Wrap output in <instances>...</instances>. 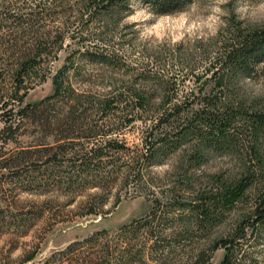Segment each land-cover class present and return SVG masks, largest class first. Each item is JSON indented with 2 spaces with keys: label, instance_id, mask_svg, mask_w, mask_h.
<instances>
[{
  "label": "trees",
  "instance_id": "obj_1",
  "mask_svg": "<svg viewBox=\"0 0 264 264\" xmlns=\"http://www.w3.org/2000/svg\"><path fill=\"white\" fill-rule=\"evenodd\" d=\"M74 2L76 3L71 6L63 0H31L24 9L28 10L25 20L14 18L9 15V8L0 7V32L4 28V22L15 23V28L23 27V23L33 22L29 27L34 29L30 43L19 46L14 51L12 47L4 50L9 67L3 70V74L0 73V80L5 75L15 86L8 100L17 106L14 113L18 120L27 121L34 128L40 126L45 130L47 147L42 152L44 163L49 169L46 183L48 190L55 194H66L69 198L68 204H71L77 197L79 188L85 186L100 189L104 183H111L112 186L120 184L139 190L146 186L152 197L150 212L145 216V221L137 220L124 225L118 230L120 234H115L122 249L116 264H131L136 256L140 261L153 260L155 264H174L173 250L164 244L159 245L156 241L152 244L147 242L148 238L157 239L160 236L159 225L153 226L155 220L161 223L170 213H187L189 217L186 218L185 226L171 227L168 235L180 231L206 233L211 230L214 222H222L224 214L230 212L242 197L247 196L254 203L248 217L227 224L222 237L191 248L185 259L178 264H208L211 254L220 248L225 251L221 264H250L251 259L245 253L243 244L247 242L248 230L250 237L256 239V236L261 237L259 229L264 227V155L260 144L250 146L247 150L236 147L234 137L240 127L256 140L264 132V108L248 107L244 102L234 100L218 104L212 99L186 105L184 102H174L168 96L153 98L143 90L128 99L108 97L100 93H95L91 98L89 93L77 89L68 81V73L74 70L77 54L93 66L129 68L117 55V48L124 46L127 35L120 33L116 44L111 32L116 31L118 23L130 15L131 8L129 0ZM141 2L145 7H150L152 13L163 15L183 9L191 0ZM47 18L52 20V24L63 26V30L56 33L49 30L39 31L44 27L43 23ZM74 27L77 28L76 32L71 31ZM129 28L132 25H125L122 29ZM66 40L75 41L79 47L66 57L65 63L51 76V95L40 102L23 105L25 93L20 92L26 91L25 81L31 78V72L34 73L41 67L48 68L50 72V64L56 60ZM220 47H217L214 56L207 55L210 60L207 72L210 71L212 77H218L214 84L216 87L228 88L229 82H224V79L250 78L258 68H264V28L244 34L236 31V35L224 41ZM152 60L150 57L148 63L152 64ZM147 69L149 67L135 74L133 81L139 80L145 84L163 87L172 84L171 74L166 79L159 72H149ZM41 80H45V76ZM3 98L4 95L1 105L6 108L7 103ZM11 110L12 108L9 112ZM104 118L114 124L120 120L124 126H131L136 120H140L143 124L140 133L141 148L133 152L114 138L106 140L105 137L116 134V129H109L107 124L100 127L98 122ZM18 127L19 125L5 126L0 130V135H14ZM193 137L197 139V144H191ZM186 142L190 146L182 147ZM254 142L256 141L252 140V144ZM209 152L234 156V159L225 173L216 174L209 179L208 187H201L205 184L200 182V176L194 179L195 173L192 169L201 168ZM19 154L15 163H0V169L11 168L20 163L26 158L23 155L27 152ZM177 154L178 162L173 171L167 174L170 180L173 179L171 186L165 191L159 190L162 193L155 191L153 180L148 175L149 169L164 164L166 159ZM119 156L125 157L122 164L118 163ZM110 163L112 168L106 175V168ZM113 172L114 177H110ZM10 182L11 180H0V185ZM194 182L200 186L194 187ZM184 196H189L188 201H184ZM105 198L103 194L96 193L79 202L78 207L85 211L76 218L106 214L95 209L98 203L101 205L105 202ZM115 198L111 209L119 203V196ZM164 198L170 200L162 202ZM76 218L66 222L72 224ZM17 233L18 237L25 236ZM4 234L5 231H0V239ZM107 236L106 232H98L82 241L72 242L63 250L51 253L45 263L77 264L78 258L75 255L80 253L84 245H99V240ZM140 238L145 240L140 244L142 249L134 253L136 242ZM99 251L96 255L93 253L86 257V260H79L84 264H110L107 258L112 253L108 250ZM235 252L239 253L237 257ZM38 256V249L23 250L17 259L23 264H34Z\"/></svg>",
  "mask_w": 264,
  "mask_h": 264
},
{
  "label": "rangeland",
  "instance_id": "obj_2",
  "mask_svg": "<svg viewBox=\"0 0 264 264\" xmlns=\"http://www.w3.org/2000/svg\"><path fill=\"white\" fill-rule=\"evenodd\" d=\"M31 0H0L1 8H9V15L14 18L27 19L24 10ZM67 1L69 5H74V0ZM141 7H145L141 0H138ZM203 10H206L207 5L212 3V0H195ZM251 4L258 3L259 0H247ZM132 3V0H129ZM192 3V0L189 4ZM188 4V5H189ZM237 0H224V15L223 23L219 28H213L211 25L208 30H198V25H185L183 19L180 21H169L167 19L156 23V18L146 19L142 17H126L122 19L116 28L112 31L115 43L118 44L120 33L126 34L124 46L117 48L118 59L128 65L126 67L105 68L93 66L85 62L79 55H76L74 70L68 73V81L77 89L84 90L86 94L93 98L95 93L106 94L108 97H117L128 99L134 97V93L145 91L148 96L153 98L171 97L174 102H184L186 105L193 102L207 101L208 99L214 102H225L234 100L244 102L248 107L264 108V96H254L245 92L244 87L240 83V78L224 79V82H229V87H216L214 84L218 81V77H212L210 71L209 57L214 56L217 47H220L224 41L230 40L236 35V31L241 34L247 31L258 30L264 28V24L250 25L242 18L238 17L234 11ZM28 9V8H26ZM51 11V10H50ZM149 12H151L148 9ZM48 13V10H47ZM51 14V12H50ZM55 15V13H53ZM131 14V13H130ZM51 17V16H50ZM50 18L43 23V28L39 31H51L53 33L63 30L60 24H52ZM33 22L28 24L23 23V27L15 28V23L4 22V28L0 32V73L3 74L5 69L9 67L7 56L4 50L12 47V51L19 46H26L31 42L32 32L31 27ZM154 24L149 31L141 35L145 31L146 25ZM125 25H132V28L122 29ZM9 27V28H8ZM29 28V29H28ZM19 29V30H17ZM77 28H72L71 31L76 32ZM123 30V32L121 31ZM30 35V36H29ZM31 38V39H30ZM76 42L66 40L64 46L48 68L41 67L32 73L30 79L25 81L26 91L22 90L20 94L25 93L23 100L24 104H33L40 102L45 97L51 95V76L64 63L68 55L78 49ZM222 49V46L220 47ZM122 49V51H121ZM20 50L18 49V53ZM21 54V53H20ZM152 57V64L148 63V59ZM156 61V63H155ZM149 67V72H159L161 76L169 79L172 75V84L167 87L159 85L145 84L142 81H133L134 75L140 73ZM133 69V71L131 70ZM4 70V71H3ZM45 76V80H41ZM252 80H264V68L262 66L253 72ZM14 84L4 75L0 80V130L5 126L19 125L18 131L14 135H0V163L14 161L21 152H27L23 155L25 158L20 163L15 164L11 168L0 169V180L11 182L9 184L0 185V231H5L6 234L0 239V264H23L17 258L23 250H37L40 256L35 260L34 264H47L45 259L51 253L63 250L68 244L75 241H82L88 236L106 232L108 236L99 240V245H84V248L79 251L75 258H78L77 264H84L79 258H85L94 253L110 251L112 253L107 259L110 264H116L118 255H120V242L116 241V235H119V229L134 221H145V216L150 212L151 194L148 193L146 186L142 189L123 187L120 184H105L103 188L97 189L92 186L81 187L78 190V195L73 200V203L68 204V196L64 193H52L46 186L48 180L49 169L46 165L44 152L46 149L45 130L34 128L27 121L18 120L15 115L16 105L8 100L14 92ZM135 90V91H134ZM88 91V92H87ZM4 95V102L7 103L6 108L2 106L1 99ZM14 105V106H13ZM9 112V109H11ZM97 116L95 118L97 122ZM8 119V120H6ZM94 118L92 117L91 120ZM7 121V122H5ZM108 122L106 118L98 122L100 127L106 126L109 129H116V134L105 137L106 140L114 138L122 145L130 148L133 152L141 148L140 133L143 124L140 120H136L131 126L121 125L120 120ZM107 128H104L106 130ZM236 138V147L249 149L250 146L260 144L264 155V132L252 139L249 133L238 127ZM252 140L256 141L252 144ZM189 141V140H188ZM191 144H197V139L192 138ZM190 146L186 142L182 147ZM46 155V154H45ZM178 155L165 160L164 164L149 169V177L153 180L155 191H165L171 186L173 179L167 174L173 171L178 162ZM121 156V155H120ZM119 156V164H122L125 157ZM46 157V156H45ZM234 156H226L215 152L206 154L201 168L192 169L195 173L194 179L200 176V182L205 184L201 187H208L209 179L215 177L216 174L225 173V170L233 163ZM65 165H68L66 163ZM111 163L106 168V175L111 170ZM65 166L63 167V171ZM105 176L104 174H101ZM110 177H114V172ZM211 180V179H210ZM90 182V181H89ZM200 185L195 184L194 187ZM160 190V191H159ZM96 193L103 194L104 203H98L95 207L97 211H102L103 216L76 218L80 213H84L79 206V202L87 200L88 196ZM162 193V192H160ZM119 196V203L115 208L111 206L115 202V197ZM264 197V196H262ZM184 201H188L189 196H184ZM170 199L164 198L162 202ZM253 201L246 197L234 206V208L224 214L222 222H214L211 230L206 233L194 232H176L168 235L171 227L185 226L187 222V213L173 212L161 223L155 220L153 226H158L160 231L159 238H148L147 242H159V245L164 244L168 249L174 251L172 254V262L178 264L179 261L185 259L186 253L191 251V248L202 245L208 240L220 238L223 235V229L227 224L240 220L250 215ZM249 213V214H248ZM76 218L75 222L68 224L66 221ZM178 219H181L179 221ZM151 221V219H150ZM19 228L17 231L16 229ZM25 236L18 237V233ZM261 237L256 239L249 236L247 242L243 244V249L251 259L250 264H264V227L259 229ZM8 233V234H7ZM145 241L140 238L136 242L134 253L140 252V244ZM18 247L15 251L13 248ZM110 248V249H109ZM182 249L184 251H182ZM96 252V253H95ZM120 253V254H119ZM224 249L220 248L211 254L208 264H221ZM239 255L235 252V257ZM127 259V258H125ZM74 262V260H73ZM88 262V261H87ZM95 263V260H94ZM33 264V263H26ZM60 264V263H57ZM131 264H155L153 260L132 259Z\"/></svg>",
  "mask_w": 264,
  "mask_h": 264
},
{
  "label": "clouds",
  "instance_id": "obj_3",
  "mask_svg": "<svg viewBox=\"0 0 264 264\" xmlns=\"http://www.w3.org/2000/svg\"><path fill=\"white\" fill-rule=\"evenodd\" d=\"M223 4L224 0H212L210 5L205 6L206 10H203L195 0H192V3L183 9L168 14L156 15L148 11L150 7H141L138 0H132L130 4L131 14L128 18L142 17L152 19L155 17L156 23L165 19L169 21H180L183 19L186 26L198 25V30H208L210 25L213 28H219L222 25L224 15ZM234 11L238 17L250 25L264 24V0H259L258 3L251 5L247 0H237ZM154 26V24L146 25L145 31L141 35H144L146 31H149ZM240 83L246 93L254 96H264V80L254 81L251 78L240 77Z\"/></svg>",
  "mask_w": 264,
  "mask_h": 264
}]
</instances>
